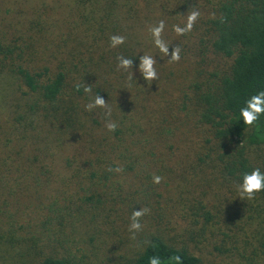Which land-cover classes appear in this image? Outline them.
<instances>
[{
	"label": "trees",
	"instance_id": "obj_1",
	"mask_svg": "<svg viewBox=\"0 0 264 264\" xmlns=\"http://www.w3.org/2000/svg\"><path fill=\"white\" fill-rule=\"evenodd\" d=\"M161 21L179 62L153 43ZM112 35L124 44L111 48ZM143 55L156 80L139 72ZM119 56L133 68L118 69ZM260 91L264 0H0V264H207L168 227L198 214L211 182L247 206L241 220L264 222V191L249 201L236 190L264 173V115L240 116ZM96 95L114 132L105 109L85 110Z\"/></svg>",
	"mask_w": 264,
	"mask_h": 264
},
{
	"label": "rangeland",
	"instance_id": "obj_2",
	"mask_svg": "<svg viewBox=\"0 0 264 264\" xmlns=\"http://www.w3.org/2000/svg\"><path fill=\"white\" fill-rule=\"evenodd\" d=\"M217 187L212 182L210 186L203 187L202 194L198 195L201 207L197 204V215L185 217V222L181 224L178 214H174L172 219L178 224L168 227H172L169 234L176 235L177 240L207 264H247L250 258L253 259L252 264H264L263 256L256 258L253 255V249L264 250V222L248 224L241 220L247 206L236 205L234 195L223 189L216 192ZM205 213L210 215L208 221H205ZM228 234H233V238L228 239Z\"/></svg>",
	"mask_w": 264,
	"mask_h": 264
},
{
	"label": "clouds",
	"instance_id": "obj_3",
	"mask_svg": "<svg viewBox=\"0 0 264 264\" xmlns=\"http://www.w3.org/2000/svg\"><path fill=\"white\" fill-rule=\"evenodd\" d=\"M200 13L198 10L193 9L187 16L186 23L183 27L177 25L174 26V31L177 35H185L190 32L197 21ZM164 22L161 21L157 26L150 28V32L153 38V43L155 47L159 49L161 53L165 56L170 55L169 62H179L180 60V48L175 47L171 53H169L168 44L162 39V33L164 30ZM125 37L121 35H112L110 37V47L116 48L125 42ZM119 61L117 67L118 69H123L127 71L133 68V60L130 58H125L123 56L117 57ZM156 59L151 55H143L140 57L139 72L142 74L143 78L147 82L156 80L157 71L155 69ZM80 85H77L79 89ZM84 91L86 93L91 92V87L85 85ZM105 109V116L107 118L105 127L109 132H114L118 127V124L112 121L111 118V108L108 106L105 99L100 95H96L92 101L85 105L86 111H92L95 108ZM261 115H264V91H260L255 95H252L246 102L245 106L240 109V116L243 123L248 126H252L257 122ZM109 171L120 173L123 171L121 167L109 168ZM163 177L154 175L153 183L159 184ZM236 190L238 197L241 200H254L258 193L264 191V173L260 171L259 168L252 170L250 173H244L242 177V182L236 185ZM150 209L141 208L140 210H133L130 216L129 232L132 233V239H135L136 233L142 230L141 218L148 214ZM149 264H161L159 257L153 256L149 258Z\"/></svg>",
	"mask_w": 264,
	"mask_h": 264
}]
</instances>
